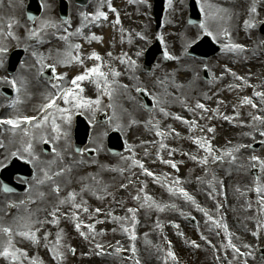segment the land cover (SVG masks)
<instances>
[{"label":"rangeland","instance_id":"374dc122","mask_svg":"<svg viewBox=\"0 0 264 264\" xmlns=\"http://www.w3.org/2000/svg\"><path fill=\"white\" fill-rule=\"evenodd\" d=\"M20 1L21 0H4V2L1 3L0 29H4L5 31V29H9L10 24H13V22H18L15 29L22 28L23 30H28V26L24 23L25 20L21 18V13H19L18 6ZM53 1L54 0H44V15L38 21V25L42 21H49L51 19L55 20ZM248 1L249 6H252V2L254 0ZM49 2L50 6L48 7ZM103 2H106L108 8H110L109 4L112 7L113 3L121 5L120 11H116V16L119 20V23L116 25V30H118L121 35H123L124 31H129L131 42L128 44L127 49L129 51H133L137 57V59L132 58V61L135 60L138 64H141V61L144 57V50L149 49V47L154 44L158 37H162L161 40L163 42V46L165 47L166 51L169 52L172 57H174L171 60L172 68L176 69V73L174 74L176 76L165 73L167 69L161 72L154 69L152 72L154 73L156 71L154 75L143 81V85L156 99V103L157 100L159 101V103H157V116H161L165 112L169 113V115H172L177 107L181 108L179 104L171 101L173 97L176 98L174 100H177L178 97L181 98L185 96V101H188L189 104H192L193 101L200 100L203 104H206L207 102V105L210 104L208 102L209 96L215 98L219 96L223 97V106L220 109L216 108L217 103L213 99L215 104L214 114L219 117L222 116L227 109L230 110V94H237L242 99V101H244V98L246 97L252 100V85L256 86L258 91L261 90L262 93H264V84H262L264 83V56H262L264 51L262 52L259 50L257 38L256 36H252L250 30H248V37L249 40H251V43L248 45L245 41L246 39L240 43V45L244 47L245 55L235 60L238 62V66H247L253 75L248 77L245 81L243 80L244 77H240L239 75L227 74L218 80L217 77L213 78L215 75L214 65L208 63L207 68L210 70L211 75L213 76H211V80L209 82L205 83L200 76V67L193 62L191 63L187 61L183 54V47L189 44V42L186 41V38L188 36L193 38L195 33L189 31H178L174 35L173 32L170 31V27L173 25L172 18H176L175 21L179 22L180 24H182V20L185 23L184 19L187 18V0H171V3H169V0H167L166 19L161 30L159 31L161 37L155 32L154 29V22L151 14V0H147L145 8L143 5H137L135 0H95V2H93V4L87 9H77L74 7L71 11L70 22H72V18H74L75 23L81 24L83 30L101 26V23L97 24L95 21L90 22L87 19V15L91 13L95 15L97 11L109 13L106 5H104ZM198 2L200 7L201 5L204 6L205 11L209 13L210 17H214V14L217 15L216 8L220 7H226L242 12L247 9H241L242 6L239 0H198ZM144 9L147 10L148 16L150 17L148 21H144L143 19V15H145ZM110 10H112V8ZM202 14L204 21L206 17L204 13ZM108 15L109 14H106V16ZM238 17L239 16H237L236 19ZM255 19L257 18H254L253 22ZM213 21L214 19L209 18L207 22L210 29L216 33L218 32L220 26L214 25ZM178 29L179 27L173 31H177ZM4 31L0 30V33L2 34ZM197 34L198 37L200 36L201 32L199 31ZM236 38L240 40L243 39L241 38V34L236 35ZM4 43L5 48L10 45L9 43L5 42V40ZM52 43L58 42L54 39L44 42L42 44L44 51L42 52H44L46 57L51 55L53 60H56L57 63H60V61L64 59V56L69 53V50L60 44H53L51 46ZM46 44H50L49 50L46 49ZM252 48V53H249V50ZM28 50L29 54L31 55L33 52H35V50L31 49L30 47H28ZM42 52H40V54H42ZM121 55L126 57L128 56L126 51L123 54H119L118 56ZM223 57L224 55L219 56L217 58L218 61L222 60ZM184 60L187 62H184ZM224 60L225 59H223L222 62ZM128 65L131 67V69L134 68L131 62ZM118 69V73L120 75H124L125 79L127 80L128 86H133L140 83L141 80H138V77H135L137 74L136 71L130 69L129 71H126L124 65L122 64H119ZM30 70L31 67L29 69V73H25L26 76L35 73V69H32L31 71ZM113 75L114 73L112 76ZM0 76L2 78L6 77L5 71L3 69L0 70ZM179 76L183 77L184 82L180 87H175L171 83L173 82L174 78L178 79ZM115 77H117V75L113 76V78ZM162 77V84H159L158 78ZM214 79L216 80L213 82ZM231 80L240 82L239 86H241V88L238 89V87H236L237 85L234 86V84L231 83ZM20 81L21 78H19L18 83L22 91L23 87L25 86V82L23 85H21ZM4 83L5 82H3V84ZM63 84H67L68 86L69 83L64 81ZM49 92L52 93L54 90L50 89ZM164 93V96H166L165 100L163 98ZM260 99V96L257 97V101H260ZM40 101H42V99H39L37 103H33L31 108L26 109L22 106L19 107L17 110L12 112V115L16 116V114H19V111L21 110H24L27 113L34 112L35 107L39 105ZM129 103V101L126 102V104ZM252 103L256 105V107L245 104L246 107L240 109V112L243 115L242 119L237 120L235 123L221 120L214 123L212 122L214 134H217L218 130L223 129L227 133L226 138L230 140H236V144L244 143V147L242 148H245L250 142V137L251 139L258 137L257 141H260L264 147V136L260 134L261 132H264V123H262L260 120L253 119V116L264 117V105L261 103H254L253 101ZM6 107L7 106L3 104L0 110H4ZM161 107L164 109V112L160 111ZM236 107L238 108L239 106ZM121 109L124 113L123 125L130 126L132 122L138 121L137 119H143L140 114H134V109L138 111L136 106L131 107L125 112L124 104L121 106ZM187 110L189 111V109ZM138 112L147 116L148 118L151 117V114H146L142 111ZM196 113H198V111ZM183 116L194 118L193 115H189L187 113H185ZM197 120L198 118L196 117L194 121L196 122ZM143 121L147 123L148 119H143ZM173 122L177 123V125L179 123L177 120H174ZM109 123L114 127H117V125L120 126V121L118 117H115L114 113L113 118H111V122ZM202 123L205 124V121H202ZM122 127L124 129L120 127V131L122 136L125 138L127 147L126 152L120 154L119 157H111L105 151L99 152V156L103 162H101L100 165H97L98 167L95 168L98 158L93 160L92 162H95V167L91 169L85 167L79 161H71L70 164L74 165L71 166L70 178L63 179V184L64 187L70 188V194L74 193L76 195L77 198L75 197V200L77 202H75V204L81 205L79 210L82 211L86 205H91V207L103 206L110 211L111 215L120 213L121 207L118 205L117 209L115 208V196L118 193H126L124 190L125 184H138L136 183V180L139 178L140 173H144V171L138 165L133 164V160H138L144 165L145 169L153 172L159 178L161 177L159 171H167V173L170 174L168 177L166 176L168 180L167 184L170 186V188L176 187L178 185L174 183L177 178L179 181L183 182V189L197 198L198 204H200V206L208 213V216H206L204 212L198 213L194 211V208L190 204L178 201L174 197V193L171 196L166 192V188H168V186H163V189H159L157 191L158 193H161L162 198L157 200L156 204H153V208L155 210L154 214L150 215L151 208L149 207H147L144 211L143 206H140L138 202L137 207L140 209V211L134 213L136 219L133 220V213L131 215H126L124 206L122 207V215H124V217L126 215L125 220H119L114 223L109 222L110 219L112 220V218H110L106 225L107 228L110 227V229H112L111 231H109L110 229L107 230L109 232L106 234L90 235L89 237L86 235L82 236L81 231L79 234H76L78 231L74 227L75 221H71V223H63L62 230L65 234L63 239L60 241L62 246L59 249V251L63 253V259H54L52 252L49 250V247L55 243L52 239L38 244L34 243L33 241H27L25 237L18 234L20 231H24L22 225L25 220L22 218L28 217L30 213L32 220L44 221L43 224L35 223L31 231H36V229H39L40 231L43 228H47L45 225V223H47L45 215L47 212H52V210H48V208H51L50 206L52 205L60 204L58 199H55L54 197H48L49 195H53L51 194L52 190H50L48 193L38 196V190L32 189L29 195V199L31 201V206H28L29 210L24 211L20 207H12L11 212L9 213L10 217L8 218L6 215L5 219V223L12 230L13 247L27 254V258H24L23 256L20 257L18 261L19 263L30 264L32 259H36L38 261H42V264H98L101 262L95 258L94 250L102 249L103 245L112 241L119 243V249L125 250L128 246H131L130 250H132L134 246L142 261L155 260V262H157L159 257H154L153 255L149 257V250H153L155 238L159 242V248H162L163 242L167 241L171 244L174 243L175 250H209V244L214 247V250H220V252L221 250H227V252L228 250H233L232 247L227 246L228 242L227 244H224V239L221 238V235H218V227L212 223L213 221L217 220H220L219 224L230 223L231 227H235L233 228L235 233L232 235L233 241L231 240V243L235 245L236 249L259 250L261 247H264V205L259 202L261 199H264V192H262L263 194H260L259 196L256 192V188L258 186L264 189V168H261V177L257 178L256 180H253L247 175L244 177L241 173L231 174V178L225 185L224 189H222L223 192H221L218 186L207 179L206 175L200 174L199 171L196 172L198 169L197 158L200 155L199 152H196L194 147L196 144H194L197 138L196 136H198L196 132V126L194 129H189L182 125V127H177L178 129H175L173 136L170 135V150L165 149L162 153L167 152V155H169L167 157V161L170 160L172 163H175L177 167L174 169L168 165V163H166V167L164 165H159L156 168L159 170L152 169L151 164L153 162V158L150 156H152V153L156 148H164L161 147V141L158 142V139L149 141V129H144L141 127L140 130L136 131L133 129H126L124 126ZM234 131H237L238 135H233L232 132ZM6 135L9 136V133L7 132ZM156 137L157 136H155V138ZM7 138L8 137H6V139ZM18 139L20 138H13L15 141ZM97 141L98 139L96 142ZM13 150V143L11 145L6 144L3 152L9 156ZM192 157H195V159ZM104 168L109 169L112 172H108L106 174L101 171V169ZM95 169H97V171ZM75 170L78 171V174L75 172ZM175 170H178V173H175ZM89 172H92V174H88ZM218 177L221 178L222 176L218 175ZM154 185L157 184H153V182L148 180L147 176H144L143 182L138 184L139 187L142 186L137 192L138 194L140 193V199L142 198V195L149 194V192L156 187ZM246 185H251V187H247ZM60 187L66 190V188L63 186ZM142 188L144 190L140 192ZM96 191L100 192L96 194ZM246 192L250 194L249 198H244V193ZM218 201L222 202V207L224 209H217L216 203ZM25 203L27 202L21 203L20 205H24ZM46 203L50 204L48 208H44ZM157 205L164 207V211H160ZM172 205H175V209L172 207ZM69 208L72 211L77 212V209H75L73 206V202L69 204ZM133 208L134 202L132 209ZM94 214H96L95 211ZM188 217L195 219V226L188 224L186 221ZM209 217H211V220ZM67 220L70 221V219ZM80 222L84 224V220H80ZM139 224L142 226L141 230H145L147 234H144L137 229V225ZM177 225L179 227H176ZM128 227L131 229V231H129L130 233L125 231V228ZM39 231H37L36 234L37 238H39ZM255 231L259 232V235H254ZM132 234H134L136 237L134 241L131 239ZM86 237L88 238L86 239ZM46 243L49 245V247L45 246ZM97 245H99V247ZM73 249L74 252L72 251ZM108 262L110 264H117V261L114 259H111ZM0 264H2L1 260Z\"/></svg>","mask_w":264,"mask_h":264},{"label":"snow or ice","instance_id":"6c2138e0","mask_svg":"<svg viewBox=\"0 0 264 264\" xmlns=\"http://www.w3.org/2000/svg\"><path fill=\"white\" fill-rule=\"evenodd\" d=\"M141 2H144L146 3V0H141ZM169 3H171V0H169ZM109 7H111V5L109 4ZM112 11H115V9H112ZM200 11L201 13H204L206 19L204 21H201V23L199 24V28L202 30V33L204 36L206 37H211L213 40H217L218 39V35L216 33H214L209 25H208V19L211 18V19H215V17H210L209 13H207L205 11V8L203 5H201V8H200ZM256 9H255V6L252 7L251 9V12H255ZM103 17L104 19H107V16L105 14V12L103 11H97L95 13V19H99ZM31 19V17H30ZM116 23H119V20L117 19ZM9 27H11V25H9ZM56 28L57 25L54 24V23H50L48 21H42L41 22V27L39 29H36V28H33L31 30V36L32 37H39L41 35V33L46 30L47 28ZM245 27L246 28H250V27H255V24L251 21V20H248V21H245ZM78 32L81 31V29H78L77 30ZM9 35H11V33H9ZM223 35L224 36H228V32L227 30L225 29L224 32H223ZM61 39H65L67 40V37H61ZM92 39H96L95 36L92 37ZM224 47H226L229 51H242L243 50V46L240 45V44H228V45H225ZM75 48L76 49H79L80 48V45L77 44L75 45ZM7 52V49L5 47H2L0 46V56H2L4 53ZM33 55H37L35 52L33 53ZM165 57L168 58V59H173L174 57H171L168 55L167 52H165ZM90 59H93L95 61H99L101 59V57L93 52L91 54V56L89 57ZM73 59H75L78 63H80L81 65L83 64V61L79 59V57H73ZM61 64L64 63V61H60ZM134 63V62H133ZM3 65V61L2 59H0V66ZM43 67V65H42ZM48 67H50L52 69V76H53V83L51 84V87L52 89L54 90V92L52 93H49L48 97H47V102L45 104L42 105V109L45 110L44 111V115L42 116V118L40 119H37L36 117H23V120L28 122V123H31L33 120H36L37 123L35 125V127L37 128H41L45 123H47V121L49 120V116H53L55 115V113H61V119L62 120H65L68 124H71V120H72V115H71V112L73 111V109H75L76 111H80V110H88V111H91L92 112V115H93V119L95 118V113L96 111L99 110V105L101 103L100 99L97 98L95 100H92V99H85L82 95L78 94L77 92L74 91V87L75 88H79V82H83L85 81L86 79H89L90 78V75L91 74H94L96 77H97V86L100 87V84H99V78H104V83L105 85L107 84V79L105 77V73L102 72L100 70V67L97 65V66H94L92 68H86L85 71L82 73V74H79V75H76L68 84V86H65L63 84V81L66 77V73L61 75V76H57L56 75V65L55 64H52V65H49ZM114 75H119V73H114ZM235 75V74H233ZM4 80V82L10 84V86L15 89L17 92L20 91V89L17 87V81L16 79H12V80H8L7 77H4L2 78ZM21 85H23L24 81L23 79H21L20 81ZM138 91H143V89H137ZM82 91V89H81ZM105 94L106 95H110V93L107 91V88H105ZM257 96H260L262 100H264V93H256ZM58 101H62L64 105H69V107H61L60 104L58 103ZM16 102L14 101V104ZM157 103H159V101L157 100ZM244 103L245 104H249V105H252V107H256V105H254L252 103V100L249 99V98H244ZM197 108L199 109H204V105L203 104H197L196 105ZM48 110H53V111H48ZM160 111L161 112H164V109L161 107L160 108ZM64 114H67V115H64ZM165 115H167V113L165 112ZM176 119H182L181 117L177 116L175 117ZM225 119H228L227 117H225ZM253 119L254 120H260L262 123H264V117H259V116H253ZM19 120H7V121H0V123H8V124H12L13 126H17L19 124ZM194 123V122H192ZM117 130H120V126L117 125ZM52 131L55 132L57 134L56 138L59 139L60 138V126L56 123V120L55 118H53L52 120ZM209 132H212L214 131V129L212 128H209L208 129ZM25 134L27 135V130H25ZM158 136H163L164 134L162 132H159L157 131L156 133ZM262 136H264V132H261L260 133ZM44 142L47 143V139H44ZM195 143L200 146L201 148H204L205 145L203 143H201V140L200 139H196L195 140ZM161 147H164L163 143H161ZM241 147H244V146H241ZM209 153H211V148L208 147L206 149ZM25 151L32 157L33 160H36L38 159V157H35L34 154H33V145L31 142H28L26 147H25ZM15 155V153L13 154ZM59 155V154H57ZM226 155L228 156H231L232 157V160L234 161L235 160V156L232 155V150H229ZM193 159H195V157H192ZM213 159H216V157H213ZM251 159L253 161H256L258 162V164L264 168V161L260 160L259 157H256V156H253L251 157ZM165 163H168L170 164V166L172 168H176V164L175 163H172L170 160L169 161H163ZM51 163V162H50ZM201 163L203 164H207L208 163V160L207 158H205L204 160L201 161ZM133 164L134 165H138L146 175L150 176V177H154V173L145 169L144 168V165L142 163H140L139 161L137 160H133ZM62 172H57L55 173V175H61ZM53 177L52 175H49L48 171L47 170H44V179L45 180H51ZM44 180H41L40 183H43ZM174 183L176 184H179L180 181L179 179L177 178ZM4 190L6 192L8 191H11L12 189L8 188L7 186H5ZM54 191H56L57 193H59L60 189L59 187L57 186ZM174 189L172 188H169V192H173L174 193ZM256 192H257V195L259 196L262 192H264V189L260 188L259 186L256 188ZM179 193L180 195L186 200V201H191L193 204H195V200L192 196L189 195V193L187 191H185L183 188H180L179 189ZM71 196V199L73 200V206L76 207V208H80L81 205L80 204H75V194H70ZM147 199V197H145ZM136 199H140V197H136ZM64 201H61V203H63ZM262 205H264V199H261L259 201ZM21 203H24L23 201ZM12 207H15V205H11ZM157 207L159 208L160 211H164V207H161L159 205H157ZM173 208H175V205H172ZM197 208L199 211L201 212H204V214L206 216H208V213L203 209V208H199V206L197 205ZM83 211L84 212H88V208L87 207H84L83 208ZM97 212H99L100 210L97 209L96 210ZM135 209H128V212L129 213H133V216H132V219L135 220ZM52 216H53V220L50 221V223H56V217H55V212L52 213ZM209 219L211 220V217H209ZM35 223H41L43 224L44 221H33L31 220V217L29 216L28 220L26 222L23 223L22 227L24 229H27L26 231H20L18 234L25 237V238H28V239H31L34 243H39V240L38 238L36 237V232L34 231H31L32 227L34 226ZM216 223V227H224L225 230L227 228L226 225H221L219 224L218 222H214ZM77 231H80L81 229V223H76L75 225ZM86 227H88L89 229H92L93 226L92 225H87ZM176 227H179L178 225ZM36 231H39V229H36ZM125 231H129V229L125 228ZM0 232H2L3 234H6L8 236V241H7V244L6 246L3 247L2 250H0V256L4 257L5 259H10L13 264H17V262L19 261L20 257L23 256L24 258H27V254L26 253H23L21 252L19 249H15L13 250V242H12V230L10 228H7V227H4V228H0ZM256 233H254L255 235ZM81 235H85L84 232L81 231ZM47 238H48V235L46 234L44 239L45 241H47ZM204 238V237H202ZM131 239L134 241L136 239L135 235L132 234L131 235ZM206 239V238H205ZM61 234L60 233H57V239L55 241V243L49 247V245L46 243L45 246L46 247H49V250L52 252L53 254V258L54 259H63V253L59 251L60 247L62 246L61 243ZM194 243V242H193ZM210 243V241H209ZM99 247V245H97ZM228 247H232L234 251L238 252L239 249H236L235 248V245H233L231 243V240L229 239V243L227 245ZM74 252V249L72 250ZM119 251V249H118ZM132 251L133 253H135V247L133 246L132 248ZM167 256L168 257H171L173 259H175V255L173 252L171 251H168L167 253ZM30 264H42V261H38L36 259H32L30 261ZM138 264V262H137Z\"/></svg>","mask_w":264,"mask_h":264},{"label":"bare ground","instance_id":"6f19581e","mask_svg":"<svg viewBox=\"0 0 264 264\" xmlns=\"http://www.w3.org/2000/svg\"><path fill=\"white\" fill-rule=\"evenodd\" d=\"M259 2L261 0H258ZM143 4L146 5V3L141 2ZM249 15H252L251 12H248ZM258 14L261 16V19L264 20V12L262 11L261 8L258 9ZM233 14L231 12H226L221 14V18H228L230 16H232ZM145 18V16H144ZM90 20H96L94 18L91 17V15L89 16ZM176 18H172L173 21V25L170 27V31L173 32L174 29H176L180 23L175 21ZM102 32H90V33H86V35L84 36V38L81 40V44H80V50L78 51V54H70L66 61L59 66L58 70H57V74L58 76H61L63 74H67L66 76L73 79L76 75L82 74L86 68H92L94 66H99V65H106L108 62L107 57L110 55L109 53L111 52V41H112V30H111V24H109V20H103L102 18ZM230 21H228L227 23H225L224 21H220V24H228ZM215 24V23H213ZM235 26L237 27H242L243 26V21L240 20L238 22L234 23ZM234 26V27H235ZM105 28V29H104ZM62 37H65V33H59ZM95 36L96 39H92V37ZM74 37V34L71 36V38ZM123 39L127 40L130 35L127 33V31L123 32ZM141 37V35H140ZM74 43H71V46H73ZM95 52L97 53L101 59L99 61H95L93 59H90L89 57L91 56V54ZM79 57V59L81 57H84V63H85V67L84 70L82 71V66L80 65V63H78L75 59H73V57ZM81 60V59H80ZM80 65V66H78ZM78 66V67H77ZM228 71L232 72L233 71V67L232 66H228L227 67ZM101 70V69H100ZM82 71V72H81ZM102 72L105 73V77L107 75L106 70L103 68L101 70ZM170 73H173L174 70L169 71ZM240 77H250L252 76V72L249 71V68L246 67L245 69H242L241 72L239 73ZM101 82V84H105L104 83V78H100L99 80ZM97 86V77L94 74L90 75L89 79H86L84 81V92L82 93V95L85 94V99H89V97L92 96L93 91L95 89V87ZM96 98L94 97V100ZM201 104V103H200ZM184 106L189 109L190 112H201L203 117L206 120V125L207 127L209 126V122L212 120V115L215 112L214 109H209L207 107L204 106V109H199L196 107V105H189L187 103L184 104ZM120 115L122 114V109L119 106L118 108ZM184 112L186 113V110L183 109ZM122 116L124 117V115L122 114ZM177 116H182V115H177ZM180 121L182 123H184L186 126H189L192 124L191 120H187V119H180ZM140 126H136L133 125L132 128L137 129ZM152 154H157L156 151H154ZM160 162L162 163L164 158L163 157H159ZM223 163H228L226 161H223ZM233 170L229 169L228 170V174L231 173ZM75 172H78L77 170H75ZM20 208H22L24 211L28 210V207H23V206H19ZM129 229V228H128ZM130 230V229H129ZM148 264H150V262H148Z\"/></svg>","mask_w":264,"mask_h":264}]
</instances>
